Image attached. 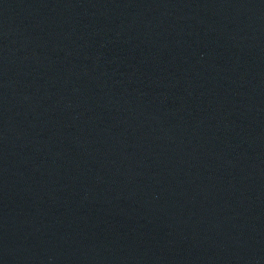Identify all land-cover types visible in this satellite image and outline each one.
I'll list each match as a JSON object with an SVG mask.
<instances>
[{"label": "water", "instance_id": "95a60500", "mask_svg": "<svg viewBox=\"0 0 264 264\" xmlns=\"http://www.w3.org/2000/svg\"><path fill=\"white\" fill-rule=\"evenodd\" d=\"M0 264H264V0H0Z\"/></svg>", "mask_w": 264, "mask_h": 264}]
</instances>
